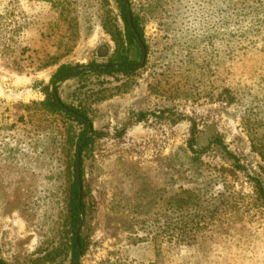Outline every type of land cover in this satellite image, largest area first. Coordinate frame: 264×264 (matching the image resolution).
<instances>
[{
  "label": "rangeland",
  "instance_id": "rangeland-1",
  "mask_svg": "<svg viewBox=\"0 0 264 264\" xmlns=\"http://www.w3.org/2000/svg\"><path fill=\"white\" fill-rule=\"evenodd\" d=\"M130 1L145 37L143 56L131 55L139 68L60 85L104 134L84 167L94 205L78 264H264V28L231 39L238 30L222 11L237 0ZM118 11L114 0H0V249L10 264L63 243L68 128L38 103L61 64L116 55Z\"/></svg>",
  "mask_w": 264,
  "mask_h": 264
},
{
  "label": "trees",
  "instance_id": "trees-1",
  "mask_svg": "<svg viewBox=\"0 0 264 264\" xmlns=\"http://www.w3.org/2000/svg\"><path fill=\"white\" fill-rule=\"evenodd\" d=\"M43 1L54 4V0ZM114 1L124 25L123 31L115 28L116 55L103 64L96 62L87 65L61 64L52 73L49 83L44 86L45 100L38 103L43 112L64 117L68 128L65 143L68 146L70 167L62 222L63 243L53 253L50 252L36 258L33 264H78L80 257L87 253L90 246L87 230L93 216L92 206L94 203L92 202V191L85 180L84 167L86 162L92 158L96 140L104 137V134L94 128L86 111L62 100L60 85L69 80H76L82 84L88 83L92 76L99 79L104 75L113 76L116 73L129 75L139 68L140 62L132 58L131 55L134 52L137 58H141L143 52L146 51L140 17L134 13L130 0ZM222 13L225 14L227 26L237 27L238 33H230L231 39H246L243 36L249 34L252 29L257 26L258 29L264 28V0H237ZM231 100L233 101V98ZM74 124L79 126V132L74 131ZM193 143L194 138L190 142L192 149ZM214 144L222 148L228 155L230 154L220 139H215ZM257 193L264 201V187L258 185ZM0 264H10L1 257V249Z\"/></svg>",
  "mask_w": 264,
  "mask_h": 264
}]
</instances>
